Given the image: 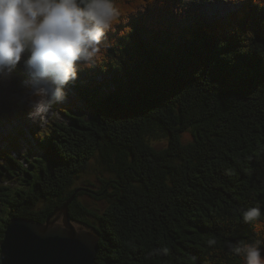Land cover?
Listing matches in <instances>:
<instances>
[{
	"label": "trees",
	"instance_id": "16d2710c",
	"mask_svg": "<svg viewBox=\"0 0 264 264\" xmlns=\"http://www.w3.org/2000/svg\"><path fill=\"white\" fill-rule=\"evenodd\" d=\"M116 4L104 58L71 83L92 118L64 107L71 123L37 134L44 158L3 152L0 253L12 219L46 223L75 196L71 220L99 238L95 264H245L229 243L264 241V5L191 22L175 0ZM256 206L253 227L241 212Z\"/></svg>",
	"mask_w": 264,
	"mask_h": 264
},
{
	"label": "clouds",
	"instance_id": "9594fccd",
	"mask_svg": "<svg viewBox=\"0 0 264 264\" xmlns=\"http://www.w3.org/2000/svg\"><path fill=\"white\" fill-rule=\"evenodd\" d=\"M260 3L264 5V0ZM120 18L116 0H0V82L22 67L28 77V117L45 122L54 105L64 103L66 89L78 73L93 69L104 58L108 36ZM261 216L259 206L241 212L242 221L253 227ZM216 243L208 241L209 246ZM262 244L257 239L229 243V248L245 264H264ZM161 253L167 255L168 249L155 254Z\"/></svg>",
	"mask_w": 264,
	"mask_h": 264
},
{
	"label": "rangeland",
	"instance_id": "374dc122",
	"mask_svg": "<svg viewBox=\"0 0 264 264\" xmlns=\"http://www.w3.org/2000/svg\"><path fill=\"white\" fill-rule=\"evenodd\" d=\"M226 1V0H222ZM233 1V0H229ZM239 0H235L237 3ZM176 5L179 6V9L182 13L187 15L188 19L191 22L198 21L200 19L204 18H210L214 17L212 19L215 20H224L226 19L230 14V6H228L229 11L224 12V14L217 13L213 14L209 11V4L210 2H217V0H206V3H203L201 0H175ZM240 3V2H239ZM238 3V4H239ZM225 4V3H224ZM224 10L226 7H223ZM208 10V11H207ZM85 78L86 76H78L77 82L81 80L82 78ZM28 81V77L25 75L22 67L17 66L15 71L8 77H6L2 82H0V162L3 161V157L5 158L4 151H12V156L14 158H17L19 155L26 156L27 151H30L33 147L36 146L38 150L37 156L33 152L31 154H34L35 157H43L45 147L42 145H39L37 141H35L34 137H37L38 133H42V136L47 137V135L51 134L53 130L55 129V125L58 123H65L66 125H69L71 123V120H69L66 116H63L61 112L55 110V115L53 117H49L45 122L41 123L38 121V124L36 125L37 129L30 130L29 137L35 141L32 142L30 138L24 137V136H18L16 131L18 126L23 125H31L32 119L28 117V104L25 97V90H26V84ZM72 91L71 93H68L70 95L65 102L67 103H73L74 105L77 103L78 96L76 87L74 85L70 86L68 85L66 91ZM83 106L82 111L83 113L86 112L87 119L92 118V108H88L86 105ZM86 108V109H84ZM84 109V110H83ZM78 111V110H76ZM24 128V127H23ZM35 131L38 133L35 134ZM192 135L190 132H185L183 134V141L185 143L192 141ZM153 145L157 149H164L168 145V138L165 136H159L156 138L153 142ZM6 144H9L7 146L8 149H4V146ZM41 147V148H40ZM33 150V149H32ZM31 158H33V155H28ZM0 171H2V168L0 166ZM3 178V177H1ZM16 178V177H14ZM91 180L96 181V177H92ZM12 181H15V179H11L10 183ZM13 185H16L15 183ZM84 202L95 209L102 210L106 208V203L104 201H98L90 196H84L83 197ZM60 223H62V215L60 214ZM81 225L83 228H86L88 231H93L90 228H88L86 225L76 223Z\"/></svg>",
	"mask_w": 264,
	"mask_h": 264
},
{
	"label": "water",
	"instance_id": "95a60500",
	"mask_svg": "<svg viewBox=\"0 0 264 264\" xmlns=\"http://www.w3.org/2000/svg\"><path fill=\"white\" fill-rule=\"evenodd\" d=\"M74 198L46 223L12 219L1 244L2 264H95L99 238L93 231L74 226L69 214Z\"/></svg>",
	"mask_w": 264,
	"mask_h": 264
},
{
	"label": "bare ground",
	"instance_id": "6f19581e",
	"mask_svg": "<svg viewBox=\"0 0 264 264\" xmlns=\"http://www.w3.org/2000/svg\"><path fill=\"white\" fill-rule=\"evenodd\" d=\"M201 1H202L203 3H206V0H201ZM225 7H226L225 10L228 9L227 6H225ZM223 9H224V8H223ZM208 19L211 20V21L213 20L212 17H210V18H208ZM70 86H72V84H71ZM37 133H38V132L35 131V134H37ZM74 226H75L77 229H81V227H82L81 225L76 224V223H74Z\"/></svg>",
	"mask_w": 264,
	"mask_h": 264
}]
</instances>
